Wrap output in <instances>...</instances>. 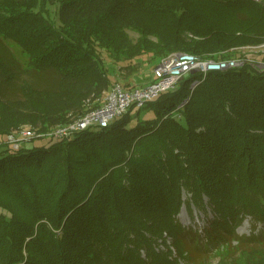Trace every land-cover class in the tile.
Masks as SVG:
<instances>
[{
  "label": "trees",
  "instance_id": "obj_1",
  "mask_svg": "<svg viewBox=\"0 0 264 264\" xmlns=\"http://www.w3.org/2000/svg\"><path fill=\"white\" fill-rule=\"evenodd\" d=\"M6 40L27 55L26 68ZM261 43L264 1L0 0V64L9 68L0 76V137L39 118L40 131L68 121L83 96L70 99L76 87L109 89L117 81L102 54L134 71L138 58L225 60ZM8 89L18 97L5 98ZM28 93L65 99L52 111L43 103L44 118L7 116L5 102ZM133 108L67 138L16 149L0 142V264H178L170 247L189 264H212V255L264 264L263 231L235 232L246 217L264 226V68L245 59L189 74ZM143 108L154 116L140 120ZM183 205L209 208L201 234L177 220Z\"/></svg>",
  "mask_w": 264,
  "mask_h": 264
},
{
  "label": "rangeland",
  "instance_id": "obj_2",
  "mask_svg": "<svg viewBox=\"0 0 264 264\" xmlns=\"http://www.w3.org/2000/svg\"><path fill=\"white\" fill-rule=\"evenodd\" d=\"M49 12L51 14V17H53L54 6L51 5L49 7ZM123 30L125 34L128 36V38L131 40V42L135 43L138 38V34L134 30L129 28H124ZM5 44L12 51L14 57L22 65V67L26 68V65L28 63V57L21 50V48L11 40H6ZM232 50L235 53V56H233V58L248 59L253 64L255 65L257 64L258 65V66L256 65L257 67L264 68V65H259V63L264 64V43L256 44V45L238 46L233 48ZM240 54H245V56H247L248 58H242L240 57ZM102 62L105 65V67L108 68V71L112 74L113 79H115L118 83H121L122 85H126V86H142L148 83V81H150L152 78L151 76L152 69L157 65V63L154 61L147 64L146 60L142 61V59L138 58L132 64L135 70L129 71L124 68H120L117 64L113 63L107 57H105L104 54H102ZM7 72H9V68L5 64L1 63L0 76L5 75V73ZM107 90L108 89H104L100 92V94L96 95L95 92L94 93L91 92L87 94L85 90H82V87H76L75 90L71 92L70 99L74 100L75 97L79 98L80 92L83 94V96L81 97L80 106L75 105L67 108L65 115L66 117H68V120L71 119L72 117H76L77 115H79V113H82L85 110L93 108L98 104H100ZM18 94L19 93L15 89H8L4 97L7 99L17 98ZM64 99L65 97H62L60 99L57 97L54 98L49 97L47 99L37 94L28 93L26 97L22 98V96H20L19 99L20 101L18 102H5L7 103L5 114L7 116L28 114V115H35L44 118L46 112L40 110V107L42 106L43 103H47V108L50 111H52L56 109L59 105H61V101ZM136 109L139 108L134 107L132 111V115L135 114ZM48 113L49 115H52L55 112H48ZM153 116L154 115L151 110L148 109L146 110L143 108L140 111L138 118L140 120H143V119L152 118ZM41 122L42 119L39 118L35 123V125H33L31 122H25L18 127L29 126L39 130L41 129V125H42ZM64 123L54 124L53 126L61 125ZM0 142H5V137H0ZM42 142H45V140H41L40 138H35L33 143L40 144ZM185 197L186 195L184 194V198ZM211 217H212V213L210 212L209 208H207L206 213H203L202 211H198L195 208H193L192 212L190 213V210L186 208L185 205L181 206L179 213L176 215L177 220L180 222V224L183 227H185V229H196L198 230V234H201L203 228L207 226L208 221ZM251 231L252 232L254 231L256 233H258L259 231H263L264 233V226L262 225V223L253 224L252 220L249 217H246L242 221V223L237 226L235 232L238 235H249ZM166 243L167 244L171 243V239L169 237H167ZM160 248L162 250H165V247L163 245H161ZM170 250L172 251V258L176 257L178 264H189L187 260V256L185 257L186 254H184L183 258H179L173 247H170ZM210 260L212 264H218L219 257L212 255Z\"/></svg>",
  "mask_w": 264,
  "mask_h": 264
},
{
  "label": "built area",
  "instance_id": "obj_3",
  "mask_svg": "<svg viewBox=\"0 0 264 264\" xmlns=\"http://www.w3.org/2000/svg\"><path fill=\"white\" fill-rule=\"evenodd\" d=\"M262 2L264 0H254ZM245 59L230 58L225 60L202 59L187 53H171L162 58L151 72V80L142 86H126L114 83L107 90L97 106L87 109L66 123L53 126L48 131H39L33 127L22 126L11 129L5 136V143L12 148H19L23 143L35 138H67L75 133L93 127H106L113 120L123 116L133 107H141L156 98L160 93L173 89L185 73L191 70L205 75L210 71H222L240 66ZM196 72V73H197ZM198 81L192 83V87Z\"/></svg>",
  "mask_w": 264,
  "mask_h": 264
},
{
  "label": "water",
  "instance_id": "obj_4",
  "mask_svg": "<svg viewBox=\"0 0 264 264\" xmlns=\"http://www.w3.org/2000/svg\"><path fill=\"white\" fill-rule=\"evenodd\" d=\"M257 65V64H256ZM259 65H264V64H261V63H259ZM258 66V65H257ZM197 72V70L195 69V70H191L189 73H185L183 76L184 77H187L189 74H194V73H196Z\"/></svg>",
  "mask_w": 264,
  "mask_h": 264
}]
</instances>
